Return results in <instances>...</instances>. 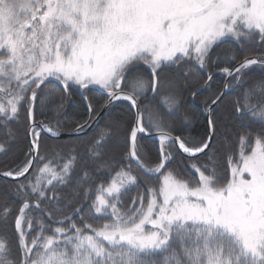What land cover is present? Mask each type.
<instances>
[{
  "label": "snow or ice",
  "instance_id": "snow-or-ice-1",
  "mask_svg": "<svg viewBox=\"0 0 264 264\" xmlns=\"http://www.w3.org/2000/svg\"><path fill=\"white\" fill-rule=\"evenodd\" d=\"M21 138L0 264H264V0H0Z\"/></svg>",
  "mask_w": 264,
  "mask_h": 264
},
{
  "label": "trees",
  "instance_id": "trees-1",
  "mask_svg": "<svg viewBox=\"0 0 264 264\" xmlns=\"http://www.w3.org/2000/svg\"><path fill=\"white\" fill-rule=\"evenodd\" d=\"M221 84H222V78H221ZM207 94V93H205ZM187 112L189 114H193L194 109L188 108ZM76 114V109L69 104L67 108V116L69 125L71 123L72 117ZM196 119L192 123L191 127V135L195 136L198 135V133L201 131L202 127V121L203 116L200 113H195ZM183 113L177 114V119L182 118ZM74 137L69 139H54L50 138L46 135L42 134V140L45 146H53V145H63V144H69L74 141ZM147 149L151 150L153 154H155L156 151V142L152 141L151 139L145 141ZM27 150V142L21 138V141L19 143H16L13 145L12 149L7 153H0V171L5 170L7 168H12L15 165L21 163L24 160V153ZM8 181L5 179H0V189L3 188L5 184H7Z\"/></svg>",
  "mask_w": 264,
  "mask_h": 264
},
{
  "label": "water",
  "instance_id": "water-1",
  "mask_svg": "<svg viewBox=\"0 0 264 264\" xmlns=\"http://www.w3.org/2000/svg\"><path fill=\"white\" fill-rule=\"evenodd\" d=\"M42 134H43V135H46V136L49 137V134H47V133H42ZM69 138H72V137L68 136L67 134H62L60 137H58V138H54V139H59V140H61V139H69ZM0 179H4V178H0Z\"/></svg>",
  "mask_w": 264,
  "mask_h": 264
}]
</instances>
